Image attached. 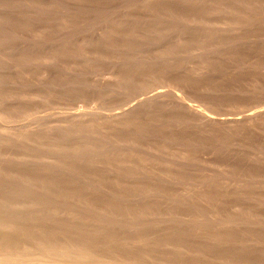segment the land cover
I'll return each mask as SVG.
<instances>
[{"label":"rangeland","instance_id":"1","mask_svg":"<svg viewBox=\"0 0 264 264\" xmlns=\"http://www.w3.org/2000/svg\"><path fill=\"white\" fill-rule=\"evenodd\" d=\"M6 251L264 264V0H0Z\"/></svg>","mask_w":264,"mask_h":264},{"label":"bare ground","instance_id":"2","mask_svg":"<svg viewBox=\"0 0 264 264\" xmlns=\"http://www.w3.org/2000/svg\"><path fill=\"white\" fill-rule=\"evenodd\" d=\"M249 117H250V115H249ZM71 240H72V239H71ZM37 241H38V239H37ZM51 241H52V240H51ZM51 241H50V242H51ZM6 242H7V241H6ZM8 243H9V242H7V244H8ZM44 243H45V242H44ZM36 244H37V243H36ZM52 244H53V243H52ZM68 244H69V243H68ZM74 244H75V243H74ZM77 244H78V243H77ZM3 245H4V244H3ZM5 245H6V244H5ZM49 245H50V244H49ZM65 245H66V244H65ZM36 246H37V245H36ZM39 246H40V245H39ZM43 246H45V245H43ZM46 246H47V245H46ZM53 246H54V245H53ZM58 246H59V245H58ZM68 246H69V245H68ZM71 246H72V245H71ZM79 246H80V245H79ZM5 247H6V246H5ZM40 247H41V246H40ZM40 247H39V248H40ZM60 247H61V246H60ZM72 248H73V247H72ZM75 248H76V246H75ZM77 248H78V247H77ZM49 249H50V248H49ZM56 249H57V248H56ZM69 249H70V248H69ZM78 249H80V248H78ZM3 250H4V249H3ZM6 250H7V248H6ZM8 250H9V249H8ZM36 250H37V249H36ZM45 250H46V249H45ZM84 250H85V249H84ZM84 250H83V251H84ZM87 250H88V249H87ZM30 251H31V250H30ZM42 251H43V250H42ZM52 251H54V250H52ZM62 251H63V250H62ZM62 251H61V253L63 254L64 251H63V252H62ZM68 251H69V250H68ZM68 251H66V252H64V253L66 254ZM70 251H71V250H70ZM74 251H75V250H74ZM85 251H86V250H85ZM6 252H7V251H6ZM16 252H17V251H16ZM75 252H76V251H75ZM75 252H74V255L77 254V253H75ZM80 252H81V251H80ZM37 253H39V252L37 251ZM56 253H57V252H56ZM56 253H55V254H56ZM61 253H60V254H61ZM23 254H24V253H23ZM27 254H28V253H27ZM45 254H46V253H45ZM45 254H43V255H45ZM50 254H51V253H50ZM65 254H64V255H65ZM68 254H71V253L68 252ZM80 254H81L80 257H83L84 255H85L84 257H86V254H83V256H82V253H79V255H80ZM13 255H15V254L12 253V252H11V253H10V252H7V253H0V264H46V263H41V262H39L38 259H37L38 261L36 260V261H37V262H36V261H33V260L31 261V260H29V259H26L27 257H26V258L24 257V258L26 259V260H25V259H21L20 257H19V258H20V259H19L18 256H17V258H16V256L14 257ZM29 255H30V254H29ZM40 255H42V254H40ZM66 255H67V254H66ZM77 255H78V254H77ZM77 255H76V256H77ZM79 255H78V256H79ZM88 255H89V254H88ZM19 256H20V255H19ZM21 256H22V255H21ZM56 256H57V255H56ZM71 256H72V255H71ZM78 256H77V257H78ZM99 256H100V255H99ZM113 256H114V255H113ZM29 257H30V256H29ZM40 257H41V256H40ZM84 257H83V258H84ZM111 257H112V256H111ZM38 258H39V256H38ZM59 258H61V256H60ZM67 258H68V257H67ZM96 258H97V254H96ZM47 259H49V258L47 257ZM47 259H46V260H47ZM51 259H52V258H51ZM61 259H62V258H61ZM85 259H86V258H85ZM87 259H88V258H87ZM87 259H86V260H87ZM120 259H121V258H120ZM125 259H126V258H125ZM41 260H42V259H41ZM41 260H40V261H41ZM64 260H65V259H64ZM64 260H63V261H64ZM79 260H80V259H79ZM96 260H97V259H96ZM123 260H124V259H123ZM52 261H54V259H53ZM52 261H51V262H52ZM56 261H58V260H56ZM60 261H62V260H60ZM60 261H59V262H60ZM114 261H115V260H114ZM131 261H132V260H131ZM38 262H39V263H38ZM48 262H49V260H48ZM51 262H49V263L51 264ZM64 262H65V261H64ZM68 262H69V261H68ZM68 262H67V263H68ZM70 262H71V261H70ZM70 262H69V263H70ZM85 262H86V261H85ZM92 262H93V261H92ZM103 262H104V261H103ZM105 262H106V261H105ZM107 262H108V261H107ZM109 262H110V261H109ZM109 262H108V263H109ZM135 262H137V260H136ZM56 263L58 264V262H55V264H56ZM96 263H98V261H96L95 264H96ZM112 263H113V262H112ZM63 264H66V263H63ZM72 264H73V263H72ZM86 264H87V263H86ZM88 264H89V263H88ZM98 264H99V263H98ZM101 264H103V263H101ZM104 264H105V263H104ZM128 264H129V263H128ZM143 264H144V263H143Z\"/></svg>","mask_w":264,"mask_h":264}]
</instances>
